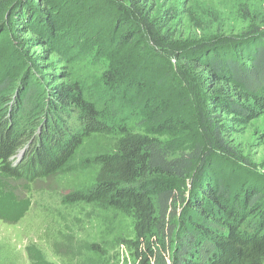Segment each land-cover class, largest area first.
<instances>
[{"label":"trees","instance_id":"16d2710c","mask_svg":"<svg viewBox=\"0 0 264 264\" xmlns=\"http://www.w3.org/2000/svg\"><path fill=\"white\" fill-rule=\"evenodd\" d=\"M63 1L0 0V44L7 41L14 52L0 73V218L24 210L3 191L10 179L54 174L84 138L111 135L110 150L94 158V184L68 200L130 217L134 264H264L263 188L226 182L213 159L236 157L232 136L264 115V20L236 35L171 40L139 0H121L102 73L112 106L101 109L67 74L59 77L65 82L45 85L49 66L32 54L46 46L61 52L58 43L69 30L59 17ZM158 49L167 57L157 73L148 66L161 56ZM178 91L184 113L175 108ZM130 119L137 124L129 126ZM186 135L194 145L177 144Z\"/></svg>","mask_w":264,"mask_h":264},{"label":"rangeland","instance_id":"374dc122","mask_svg":"<svg viewBox=\"0 0 264 264\" xmlns=\"http://www.w3.org/2000/svg\"><path fill=\"white\" fill-rule=\"evenodd\" d=\"M71 3L63 1L59 15L69 29L58 43L61 52L49 53L46 46L33 48L32 54L41 55L39 61L49 66L45 71L52 79L45 85H51L54 78L55 83L65 82L59 77L67 74L69 81L82 85L87 98L95 97L99 108L110 107L102 73L108 66L107 39L121 0H82L74 6ZM138 6L145 13L151 10L157 28H166L164 34L171 40L200 37L212 31L236 35L247 30L250 22L264 20V0H139ZM126 7L125 14L141 24L136 13ZM72 38L65 46V41ZM8 46L7 41L0 44V73L14 56ZM157 53L161 56L154 58L155 64L147 65L154 64L148 67H155L158 73L166 67L167 54L161 49ZM20 68L19 64L17 69ZM174 96L175 108L184 113L188 108L180 99V91ZM136 124L134 119L128 121L129 126ZM192 138L186 135L177 144L184 140L194 145L196 139ZM232 141L236 157L215 153L213 159L220 171L216 174L234 186L256 183L264 191V115L234 134ZM112 142L111 135L93 134L83 139L70 162L56 173L9 180V189L3 191L13 193L24 210L15 219L0 218V264H134L128 243L133 239L130 217L97 203L68 200L70 194L91 188L98 171L94 158L110 150Z\"/></svg>","mask_w":264,"mask_h":264},{"label":"water","instance_id":"95a60500","mask_svg":"<svg viewBox=\"0 0 264 264\" xmlns=\"http://www.w3.org/2000/svg\"><path fill=\"white\" fill-rule=\"evenodd\" d=\"M25 148H26V147H23V148L19 151V153L17 154V161H19V160L21 159V157L23 156L24 151H25Z\"/></svg>","mask_w":264,"mask_h":264}]
</instances>
